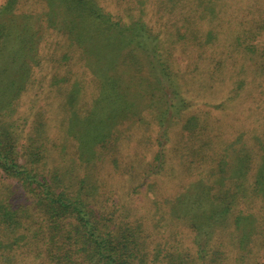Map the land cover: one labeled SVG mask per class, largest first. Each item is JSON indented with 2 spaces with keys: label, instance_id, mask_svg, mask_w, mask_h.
Masks as SVG:
<instances>
[{
  "label": "trees",
  "instance_id": "trees-1",
  "mask_svg": "<svg viewBox=\"0 0 264 264\" xmlns=\"http://www.w3.org/2000/svg\"><path fill=\"white\" fill-rule=\"evenodd\" d=\"M61 6L70 16L57 26L54 9ZM48 30L63 33L70 43L66 45L69 52H63L61 59L66 61L65 68L55 69L51 85L69 80L71 70L67 61L74 57L72 44L78 49L77 60L91 73L97 71L96 56L100 48L105 50L112 46L109 49L112 60L119 59L115 64L112 60L109 63L113 66L111 73L106 77L93 73L104 85L105 82L109 85L108 91L101 94L102 98L98 95L103 106L116 104L114 111L122 113L125 120L142 124L145 123L142 117L145 119L148 112L150 118L158 122V142L164 144L172 140L170 134L176 129L175 144L189 147L183 171L189 175L196 172L199 176L189 181L184 177L186 181L178 185L176 194L166 195L163 204L159 195L155 196L156 207L164 210L163 216L154 217L149 212L132 214L130 204L122 201L104 205L97 199L95 184L87 185L84 178L77 181V174L71 176L72 171L66 168L68 145L73 144L77 158L87 164L85 178L89 165L94 161L100 163L110 151L95 153L91 141L83 144L81 131H87L85 125L100 122L105 116L94 118L93 108L85 107V114L78 112L76 83L61 103L66 112L62 109L53 114L55 117H50L48 113L53 106L50 105L46 116L39 109L30 120L29 112L23 116L16 114L21 95L35 80L33 68L43 62V53H38V47ZM151 32L142 21L128 24L114 20L99 0L0 1V264H151L155 260V264H230L225 261L231 257L227 255V241L231 244L236 241L243 249L251 236L264 237V129L254 128L259 133L249 138L241 132L238 134L243 136L241 141L238 135L222 141L225 146L219 147L212 156L207 149L210 150L218 133L210 135V132L213 128L218 130L220 125L214 127V121L209 119L213 117L212 110L198 106L202 97L214 93L216 95L210 98L220 97L219 106L226 115L224 103L234 97L229 93L237 94L246 84L264 102V78H261L264 76V45L250 42L253 39L245 41L239 33L235 45L240 58L236 61L229 48L225 53L226 48L220 46L216 50L218 55L211 56L218 70L198 71L196 67L181 73L180 77L179 71L169 63L170 58L155 45L156 48L151 47L153 52L147 48L152 64L145 69L147 73L133 63L132 89L122 91L113 72L116 68L128 71L124 66L130 57L138 61L137 49L147 46L145 37L152 36ZM213 39L215 34L209 31L205 42ZM45 54L50 60H58L54 52ZM226 58L231 62L227 63ZM257 58L259 67L254 70L253 60ZM155 63L159 67L156 71L153 70ZM228 64L235 67L238 64V67L226 78L228 71L219 68ZM257 75L261 79H257ZM225 79L229 80L226 86L231 85L227 91L223 88ZM61 93L65 95L66 91ZM131 96L142 104L135 106L129 100ZM101 111L102 107L97 104L96 114ZM48 119L59 123L58 134L49 132ZM21 121H29L26 144L19 142L18 129L20 125L24 127ZM59 138L67 140L57 149ZM103 139L95 134L93 145ZM201 142H206L204 149L198 145ZM224 148L230 152H222ZM164 154L165 151L160 150L152 159L158 160L156 172L166 165ZM51 162L55 165L47 166ZM70 162L75 163L73 153ZM76 165V171L82 175L80 164ZM211 173L214 180L208 183L203 176ZM156 184L157 180L149 183L154 192L158 189L154 187ZM240 204L246 209L260 206L261 213L256 216L254 212L238 210ZM120 209L126 210V215L118 214ZM227 227L233 237L220 239V248L214 247V235L219 231V235L225 237ZM185 238L190 240L188 245L182 243ZM150 242L159 245L153 251L156 255L152 260L149 259ZM157 254L161 255L160 259ZM245 257L246 254L241 255V260Z\"/></svg>",
  "mask_w": 264,
  "mask_h": 264
},
{
  "label": "rangeland",
  "instance_id": "rangeland-1",
  "mask_svg": "<svg viewBox=\"0 0 264 264\" xmlns=\"http://www.w3.org/2000/svg\"><path fill=\"white\" fill-rule=\"evenodd\" d=\"M99 2L104 10L112 15L114 20H121L128 24L142 21L155 32H151L152 36L145 37L148 38L146 47L142 46V48L137 49L139 52L135 58L138 61L135 62L133 57L127 60V64L124 67L128 71L122 72L120 69L116 70V68L113 72V77H118L116 78L118 84L121 86L122 91L125 92L132 89L130 83L132 82V75L130 71L134 67L133 63L144 71L145 69H149L152 64L147 48L152 51L155 45L156 47L157 45L160 46L161 51L163 54H166L167 59L170 58L169 63H172V66L179 71V77L181 73L189 72L190 69L196 67L198 71L202 69H210V71L213 70L212 72L218 70L212 62L211 56L218 55L216 50L221 48L220 46L223 47L222 49L226 48L225 53H228L229 48L232 51L231 55L235 57L234 61H236L237 58H240V54L236 52L238 48L235 45V39L239 33L245 41L253 39L250 42L264 45V0H99ZM35 6L38 7L37 4ZM63 10V6L54 9L56 15L54 21L57 26L63 23L62 21L65 17L70 16L64 13ZM49 30L44 33L38 47V53H43V62L33 68V78L35 80L30 83L28 90L21 95L18 107L16 106V114L23 116L29 112L30 117L28 120H30L32 114L37 109L46 116L45 112H48L49 106L53 105L50 108L48 116L55 117L53 115L54 113L64 110V108H61V103L65 101L67 92L76 83V86L79 88V94L75 103V105H79L78 112L85 114L86 108H93L95 110L94 118L101 119V117L105 116L100 122H88L87 126L85 125L87 131H81L83 144L87 145L91 141V146L95 153L110 151L100 163L96 161L93 164L89 163L87 178H85L86 167L84 166L87 164L77 158L74 145H68L66 168L68 167V170L72 171L71 176L76 177L77 174V181L84 178L87 185L90 183L95 184L98 187L97 192H95L98 195L97 199L101 203L104 202V205H116V203L122 201L126 202L127 205L130 204L132 214L139 213L142 215L144 212H149L154 217L163 216L164 210L161 207H156L157 200H155V196L159 195L163 204L165 203L166 195L176 194L178 185L183 183V180L186 181L184 177L189 181L197 175L196 172H192L193 175H189L187 171H183L190 150L189 147L185 145L179 146L177 145L178 143L175 144L177 138L174 132H177L176 129L170 134L172 140L166 143L163 142L164 144L158 142L160 139L158 137L159 125L157 121H153L150 118V113L148 112L145 113V119L142 117V120L145 121L142 124L137 121L130 122L129 120H125L121 115L122 113L114 111L116 104L109 105L107 108L103 106V100H99L98 95L102 98L101 94L103 92L105 94L108 91L109 85L107 82L104 85L93 73L101 77H106V75L111 73L110 69L112 68L110 67L113 66H110L109 63L113 56L109 49L112 46L105 50L100 48L96 56L97 65L95 69L97 71L93 72L92 70L91 73L88 68L80 64L81 62L77 60L78 49L72 44L71 54L74 57L67 61V67L71 70L69 80L51 85L53 83L52 76L55 69L57 67H62L61 69L65 68L66 61L61 59L63 58V52L68 51L66 45L70 43L63 33L51 32ZM209 31L215 34V39L207 43L205 42V38ZM98 42H101V40ZM110 43L114 44L115 42ZM44 46L46 48H43ZM49 51L56 53L58 60L48 59V55L45 52L48 53ZM118 59L119 57H115L112 60V64H115ZM253 61L256 63L253 67L256 70L259 67V59L257 58V60ZM226 62L229 63L231 60L226 58ZM157 65L155 63V69L153 70L156 71V68L159 69ZM237 67L238 64L236 67L233 64H228L221 66L219 69L228 71V74L226 73L227 78L230 72ZM258 69L260 70V68ZM58 73L62 74V72ZM145 73L147 72L145 71ZM223 73L225 74V72ZM57 74L56 76H58ZM259 77L257 79L264 78V76ZM134 81H136V78H134ZM178 81L182 82L181 79ZM227 81L229 80L225 79L223 86L226 91L231 87V85L226 86ZM250 88L251 86L246 84L244 88L238 90L237 94L229 93V96L233 95L234 97L224 103L225 107H223L224 105L222 106L227 111L226 115H223L224 109L222 110L221 106H219L220 97H214L216 99L210 98L216 94L211 93L210 97L206 95L200 99L199 107L212 110L214 118L210 117L209 119L214 121V127L217 124L220 125L218 130L213 128L210 132V135L218 133L210 150L209 148L207 149L212 156L216 155V150L219 147L225 146V144L222 145V141L229 140L241 132L245 138H249L251 134L257 132L254 128L259 130L264 129V102L260 101L255 91H252L253 88L251 90ZM62 91H66L65 95L64 93L61 95ZM250 91L253 93L251 94ZM144 92L146 91L144 90ZM123 100L125 101L127 98ZM129 100L133 101L135 106L142 104L141 101L132 96ZM55 104H58L60 107L54 106ZM97 104L102 107V111L99 114H96ZM104 105L106 106V103ZM31 107H33L32 110H30ZM64 111L66 112L67 110L65 109ZM22 123L24 127L20 125L18 129L20 133L19 142L26 144L25 140L29 134V121ZM48 124L49 132L52 135L59 133L60 127L57 121L49 120ZM95 134L104 137V139L100 142H95L93 145L94 140H92V137ZM238 136H240L239 139L241 141L243 136ZM66 140L65 138H59L58 142L60 145L57 149L62 144H65ZM198 145L201 149H204L206 142L198 143ZM160 150L162 152L165 151L164 159L166 165L162 167V170L156 172V163L158 160L152 159ZM222 152L230 151L224 148ZM72 153L74 162L78 165L80 164L82 175L79 174L78 170L76 171L78 166L70 162ZM53 165H55L54 162L47 164V166ZM210 175L207 177L205 175L203 176L204 180L208 183L214 180V175L212 173ZM154 180H157L158 183L154 186L158 188L155 192L149 186V183ZM3 182L11 183L9 179H3ZM150 207L152 208L146 211ZM259 207L257 209L249 207L246 209V207L240 204L237 209L254 212V215L256 214L257 216V214L261 213ZM119 211L121 213L119 212L118 214H122L123 216L127 213L124 209H120ZM226 230L228 236L225 235L227 237H223L224 235L220 236L219 231L214 235L212 240L214 247L220 248V239H229L230 236L233 237L231 229L227 227ZM189 242L190 240L187 238L182 241L184 245H188ZM246 243H248L247 246L242 249V247L239 248L236 241L235 244L227 241V255L233 258L230 257L231 259L229 258V260L225 258V261L230 264H261L264 261V237L260 235L251 236ZM158 246L157 242H150V260L155 257L156 253L153 251ZM22 247H25V245L22 244ZM245 254V259L241 260V255ZM158 258H161L160 254ZM155 263H157L156 260L151 264Z\"/></svg>",
  "mask_w": 264,
  "mask_h": 264
}]
</instances>
